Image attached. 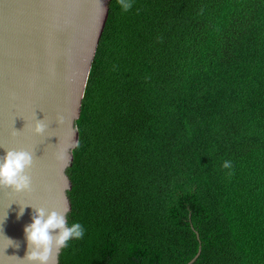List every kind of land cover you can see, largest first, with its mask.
Returning a JSON list of instances; mask_svg holds the SVG:
<instances>
[{
  "label": "trees",
  "instance_id": "obj_1",
  "mask_svg": "<svg viewBox=\"0 0 264 264\" xmlns=\"http://www.w3.org/2000/svg\"><path fill=\"white\" fill-rule=\"evenodd\" d=\"M132 4L87 79L59 264H264V0Z\"/></svg>",
  "mask_w": 264,
  "mask_h": 264
},
{
  "label": "water",
  "instance_id": "obj_2",
  "mask_svg": "<svg viewBox=\"0 0 264 264\" xmlns=\"http://www.w3.org/2000/svg\"><path fill=\"white\" fill-rule=\"evenodd\" d=\"M109 3L0 0V156L6 149L33 153L27 170L31 191L0 187V264H27L19 258L28 250L24 228L35 208L65 213L67 219L73 153L67 167L56 155L62 144L78 141L76 120ZM36 119L46 125L42 134L34 131ZM20 207L24 212L18 217ZM60 252L53 247L50 264H59ZM200 252L201 246L186 264Z\"/></svg>",
  "mask_w": 264,
  "mask_h": 264
},
{
  "label": "clouds",
  "instance_id": "obj_3",
  "mask_svg": "<svg viewBox=\"0 0 264 264\" xmlns=\"http://www.w3.org/2000/svg\"><path fill=\"white\" fill-rule=\"evenodd\" d=\"M122 11H129L133 4L132 0H117ZM64 116L58 115L57 123H64ZM46 125L41 119H36L34 131L42 134ZM74 134V133H73ZM80 148L77 140L70 139L62 144L57 152L56 159L62 167H67L70 153ZM33 165V153L27 150L6 149V155L0 156V187L11 188L16 192L31 191V177L27 170ZM224 169L233 167L231 161H224ZM230 177L231 172L227 173ZM25 207V206H24ZM24 207L18 212V217L23 215ZM32 222L25 226L24 233L28 250L20 260L27 264H50V257L53 247L57 251L67 248L72 240H79L84 237L85 229L79 222L69 224L65 213L56 210H47L44 207L35 208L32 215ZM9 239V238H8ZM10 242L13 240L9 239ZM19 245H17L18 247Z\"/></svg>",
  "mask_w": 264,
  "mask_h": 264
}]
</instances>
